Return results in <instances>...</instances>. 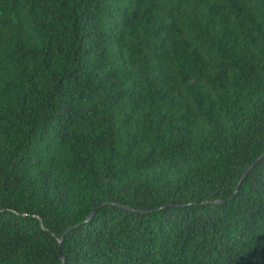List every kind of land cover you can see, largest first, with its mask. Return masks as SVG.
Wrapping results in <instances>:
<instances>
[{
    "label": "trees",
    "instance_id": "1",
    "mask_svg": "<svg viewBox=\"0 0 264 264\" xmlns=\"http://www.w3.org/2000/svg\"><path fill=\"white\" fill-rule=\"evenodd\" d=\"M0 264H264V0H0Z\"/></svg>",
    "mask_w": 264,
    "mask_h": 264
},
{
    "label": "water",
    "instance_id": "2",
    "mask_svg": "<svg viewBox=\"0 0 264 264\" xmlns=\"http://www.w3.org/2000/svg\"><path fill=\"white\" fill-rule=\"evenodd\" d=\"M246 172H247V170H246ZM244 176H245V173L243 174L242 179L244 178ZM242 179H241V180H242Z\"/></svg>",
    "mask_w": 264,
    "mask_h": 264
}]
</instances>
